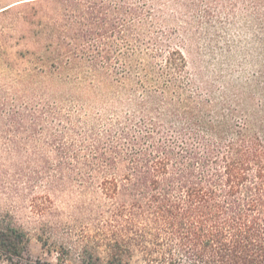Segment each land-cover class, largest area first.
<instances>
[{"label":"trees","instance_id":"16d2710c","mask_svg":"<svg viewBox=\"0 0 264 264\" xmlns=\"http://www.w3.org/2000/svg\"><path fill=\"white\" fill-rule=\"evenodd\" d=\"M36 2L52 5L44 51L20 54L4 107L34 150L23 184L90 197L57 264H264V91H219L188 60L239 8L261 43L264 0H32L0 14L33 25ZM26 240L0 214V264Z\"/></svg>","mask_w":264,"mask_h":264},{"label":"rangeland","instance_id":"374dc122","mask_svg":"<svg viewBox=\"0 0 264 264\" xmlns=\"http://www.w3.org/2000/svg\"><path fill=\"white\" fill-rule=\"evenodd\" d=\"M24 1L32 0H0V11ZM29 4L34 5L33 10L28 8L33 25L17 23L16 14H0V214L27 234L22 256L15 258L14 264H57L58 246L67 242L72 231L74 238L81 236L91 220L85 210L90 197L78 188L62 190L39 183L33 187L23 184V156L33 155L34 150H22L16 126L7 122L4 93L14 78L12 75L28 67L29 55L22 58L20 54L44 51L45 44L38 31L46 23L52 6ZM220 19V23L212 26L209 45L203 41L198 52L188 55L190 71L201 72L219 91L225 90L227 84L245 86L259 101V93L264 91V34L259 43L255 40V30L245 33L241 8L235 14L222 13ZM200 33V37L205 36V29ZM49 152H41L40 156L48 159ZM39 237L43 238L42 242ZM70 264L80 263L73 256Z\"/></svg>","mask_w":264,"mask_h":264}]
</instances>
